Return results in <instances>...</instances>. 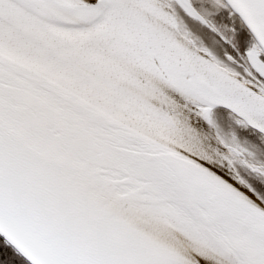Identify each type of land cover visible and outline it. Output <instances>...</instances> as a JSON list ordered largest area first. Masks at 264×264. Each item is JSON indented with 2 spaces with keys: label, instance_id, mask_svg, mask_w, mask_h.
Instances as JSON below:
<instances>
[{
  "label": "snow or ice",
  "instance_id": "1",
  "mask_svg": "<svg viewBox=\"0 0 264 264\" xmlns=\"http://www.w3.org/2000/svg\"><path fill=\"white\" fill-rule=\"evenodd\" d=\"M0 264H264V0H0Z\"/></svg>",
  "mask_w": 264,
  "mask_h": 264
}]
</instances>
